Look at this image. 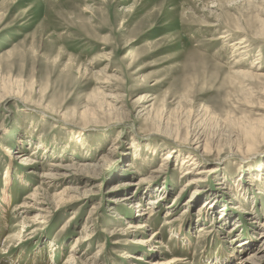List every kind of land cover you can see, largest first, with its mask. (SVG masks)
Here are the masks:
<instances>
[{"label":"rangeland","instance_id":"rangeland-1","mask_svg":"<svg viewBox=\"0 0 264 264\" xmlns=\"http://www.w3.org/2000/svg\"><path fill=\"white\" fill-rule=\"evenodd\" d=\"M262 233L264 0H0V264H264Z\"/></svg>","mask_w":264,"mask_h":264},{"label":"bare ground","instance_id":"bare-ground-1","mask_svg":"<svg viewBox=\"0 0 264 264\" xmlns=\"http://www.w3.org/2000/svg\"><path fill=\"white\" fill-rule=\"evenodd\" d=\"M167 160V159H166ZM188 160V159H187ZM204 230V229H203ZM262 238H264V233H262ZM244 242V241H243ZM251 255V254H250ZM249 257H251V256H249ZM249 259H243L242 261H241V264H249ZM172 263H174V262H172Z\"/></svg>","mask_w":264,"mask_h":264}]
</instances>
